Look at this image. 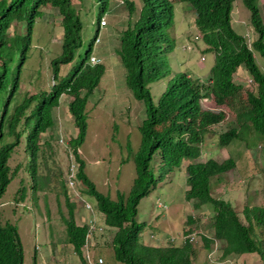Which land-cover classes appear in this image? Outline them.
Returning <instances> with one entry per match:
<instances>
[{
  "label": "trees",
  "instance_id": "obj_1",
  "mask_svg": "<svg viewBox=\"0 0 264 264\" xmlns=\"http://www.w3.org/2000/svg\"><path fill=\"white\" fill-rule=\"evenodd\" d=\"M182 1H188L195 9L196 26L207 50L215 53V63L207 82L180 73L154 101L150 84L170 72L162 56L174 49L167 32L174 21V5L172 0H143L139 19L134 23L130 21L121 32L118 54L127 69V85L134 97L143 101L146 118L139 126L142 138L135 157L137 175L130 194L118 192L114 199L97 189L85 171L86 163L79 152L87 132L88 99L105 73L104 63L90 62L95 38L89 41L79 62L68 74L61 76V66L72 62L83 44V23L73 0H0V199L17 174L18 166L12 169L9 159L20 145L23 134L25 150L30 156L32 187L38 189L37 157L41 138L55 126L54 108L66 94L71 97L68 107L77 127L76 136L69 141L78 162L77 177L85 185V192L96 198L106 225L116 228L112 245L117 260L123 264H203L195 260L196 249L189 239L181 245H149L138 239L144 228V223L136 220L141 199L150 194L159 177L181 167L185 158L191 160L186 165V199L192 201L194 207L211 206L213 211V234L202 236L204 247L210 250L218 240L224 259L258 253L264 260V206L246 204L242 211L243 221L231 201L212 193V177L234 169L236 160L228 157L221 162L214 158L195 161L202 153L204 135L212 125L221 123L226 117L222 111L203 109L202 97H211L218 105L235 111L236 125L219 135L221 146L229 145L234 139H244L251 131L264 134V71L254 53L259 51L264 58L261 7L258 0H242L251 12L250 22L257 33L249 44L232 24L235 0ZM110 5L111 0H103L97 7L99 22ZM45 7L58 10L64 28L61 52L51 60L53 84L49 90L18 99L34 27L43 17ZM129 7L133 11L132 4ZM16 23L25 29L11 34L10 29ZM240 67L246 68L251 75L256 92L245 90L243 93L244 84L235 81L234 74ZM156 156L160 158L159 168L164 175L156 173L152 163ZM26 191V186H20L19 199L25 198ZM66 205L68 215L63 219L68 241L82 263L88 264L82 248L89 226L77 223L76 205L69 195H66ZM187 221H191L190 217ZM37 253L35 250L33 264H38ZM24 260V245L18 226L10 221L2 222L0 218V264H24Z\"/></svg>",
  "mask_w": 264,
  "mask_h": 264
},
{
  "label": "rangeland",
  "instance_id": "obj_2",
  "mask_svg": "<svg viewBox=\"0 0 264 264\" xmlns=\"http://www.w3.org/2000/svg\"><path fill=\"white\" fill-rule=\"evenodd\" d=\"M174 21L167 32L169 42L174 49L162 56L169 65V75L150 84L154 101H157L167 85L180 73H188L192 78L207 82L210 69L215 63V53L207 50V44L196 26V11L188 1L172 0ZM261 13L264 14V0H258ZM103 0H73L80 14L83 29V44L75 58L63 64L60 75L65 76L71 67L79 62L80 55L88 48L89 41L97 36L100 42H93L91 54L101 58L105 73L101 81L89 96L87 103V132L79 151L85 160V171L95 183L97 189L112 198L118 192L130 194L134 178L137 175L135 157L141 143L140 124L146 118L143 101L136 99L126 82L127 69L124 66L118 48L121 32L129 22L139 19L143 0H111L109 9L103 14L107 25L101 26L98 6ZM132 4L130 11L128 4ZM250 10L242 0H235L232 12V24L235 30L243 34L249 44L257 37L251 22ZM21 24L14 25L10 33L23 31ZM64 28L62 17L55 8L45 7L44 15L34 27L29 58L22 71L21 89L17 98L26 94L49 90L53 84L51 60L61 52ZM255 57L264 71V58L255 50ZM251 75L244 67L234 74L245 90L256 92V85L249 81ZM71 97L64 94L54 108L55 126L42 135L37 157L38 189L32 187L34 180L29 169L30 156L25 150V134L21 143L9 159L12 169L18 166L16 176L9 183L0 199V218L18 226L25 251L24 264H33V255L37 253L38 264H83L74 251L66 234L64 217L68 215L66 195L76 205L77 223L84 224L94 219L97 230L94 241L89 244L91 261L101 256L103 264H123L114 254L112 238L116 228L106 225L105 215L98 208L96 198L85 192V185L76 180L75 188L68 184V172L71 166L70 140L77 134V127L69 111ZM203 109L225 113V120L212 125L204 135L202 153L195 161L214 158L221 162L233 157L237 165L227 173L211 179L214 196L231 201L241 219L245 221L243 208L246 204L264 206V134L251 131L244 139H234L229 145L221 146L219 135L230 126L236 125L235 111L228 106L218 105L213 98L202 100ZM49 142V144L47 143ZM185 158L181 167L159 177L148 196L141 199L136 220L144 223L139 241L167 245H181L187 234L195 237L197 262L203 264H227L222 257L221 244L212 256L204 247L202 236H211L213 211L210 207H194L185 197L187 185ZM156 173L163 174L160 158L153 159ZM26 186L24 199H19L20 186ZM37 188V187H36ZM90 204L89 210L86 204ZM161 204V207H159ZM190 217L191 221H187ZM193 220V221H192ZM104 229L103 232L99 228ZM191 227L188 232V228ZM102 233V234H101ZM101 234V235H100ZM154 234V235H153ZM257 237L259 238L258 234ZM99 239V243H97ZM173 239V240H171ZM216 243H213V247ZM248 258L232 259L233 264H264L260 254L247 253Z\"/></svg>",
  "mask_w": 264,
  "mask_h": 264
},
{
  "label": "clouds",
  "instance_id": "obj_3",
  "mask_svg": "<svg viewBox=\"0 0 264 264\" xmlns=\"http://www.w3.org/2000/svg\"><path fill=\"white\" fill-rule=\"evenodd\" d=\"M182 1V0H181ZM261 7V6H260ZM262 16H263V20H264V14H262ZM100 25L101 26H105V25H107V22H106V20H105V18H104V16L101 18V20H100ZM95 42H100V38L96 35L95 37ZM170 53V52H169ZM90 62H91V64H97V63H100V62H102V60H101V58H99L98 56H96V55H93V54H91L90 55ZM103 63V62H102ZM169 75V74H168ZM167 75V76H168ZM249 81L250 82H252L253 84H254V81L252 80V77H250L249 78ZM255 85V84H254ZM204 99V101H206L207 102V100H208V97H202L201 98V100H200V103H202V100ZM201 106H202V104H201ZM203 108V107H202ZM206 110H209V109H206ZM210 110H211V108H210ZM212 111V110H211ZM141 125V124H140ZM80 152V151H79ZM71 166L74 164L75 165V171H76V174H75V186H76V180L78 181L79 179H78V177H77V170H78V162H77V160H76V158H75V156H74V154H73V152H72V150H71ZM71 166H70V168H69V172H68V175H69V173L71 172ZM68 184H69V182H68ZM75 186L74 187H71V188H75ZM87 205H89L90 206V204H86V207H88ZM159 207H161V204H159ZM89 208V210L90 209H92V207L90 206V207H88ZM86 224H88V226H89V229H88V233H87V236H86V242H85V245L83 246V248H82V250H83V256L86 258V261H87V263L88 264H103L104 262H105V260L101 257V256H99L98 257V259H97V261H95V260H93V262L91 261V256H90V249H89V244L90 243H92L93 241H94V238L95 237H98L99 236V234L97 235V236H95V231L98 229L97 228V226H96V223H95V220L94 219H92V220H90L89 222H86ZM92 224H94L95 225V229L94 230H92L91 231V225ZM99 231H101V232H103L104 231V229L102 228V227H100L99 228ZM102 234V233H101ZM100 234V235H101ZM154 235V234H153ZM192 237L195 239V237L193 236V234H187V237H186V239H189L192 243H193V241H194V239L192 240ZM171 240H173V239H171ZM186 241V240H185ZM97 243H99V239H97ZM144 243H146V244H149V243H147V242H144ZM214 243H216V245L214 246V247H212V249H210V250H212L211 251V253H210V256H212L213 254H214V252L216 251V249H217V243H219V241L218 240H216ZM149 245H158V244H149ZM89 254V258L86 256V254ZM258 254V253H257ZM241 256V255H240ZM239 257V256H238ZM261 257V256H260ZM99 258H102L103 259V263H99ZM232 259H235V258H233V257H230V258H228V259H226L227 260V264H229V263H231V264H233L232 263ZM262 259V258H261Z\"/></svg>",
  "mask_w": 264,
  "mask_h": 264
},
{
  "label": "built area",
  "instance_id": "obj_4",
  "mask_svg": "<svg viewBox=\"0 0 264 264\" xmlns=\"http://www.w3.org/2000/svg\"><path fill=\"white\" fill-rule=\"evenodd\" d=\"M75 174H76V171H75V165L73 164L72 166H71V172L69 173V175H68V182H69V186L70 187H74L75 186ZM88 207H90L89 205H87ZM95 229V225L94 224H92L91 225V231L92 230H94ZM194 238L192 237V240H193ZM86 256L89 258V254L87 253L86 254ZM99 263H103V259L102 258H99ZM229 264H231V263H229Z\"/></svg>",
  "mask_w": 264,
  "mask_h": 264
},
{
  "label": "crops",
  "instance_id": "obj_5",
  "mask_svg": "<svg viewBox=\"0 0 264 264\" xmlns=\"http://www.w3.org/2000/svg\"><path fill=\"white\" fill-rule=\"evenodd\" d=\"M259 4H260V2H259ZM260 6H261V5H260ZM150 244H152V243H150ZM248 257H249L248 254H247V253H244V254H242L241 256H239L238 259L245 260V259H247Z\"/></svg>",
  "mask_w": 264,
  "mask_h": 264
}]
</instances>
